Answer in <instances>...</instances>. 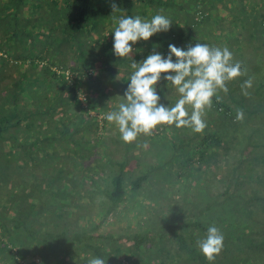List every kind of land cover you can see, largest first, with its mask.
<instances>
[{
	"label": "rangeland",
	"instance_id": "obj_1",
	"mask_svg": "<svg viewBox=\"0 0 264 264\" xmlns=\"http://www.w3.org/2000/svg\"><path fill=\"white\" fill-rule=\"evenodd\" d=\"M217 1L216 10L218 9V16H216V19H218V23L228 27L230 32H236L238 37H236V39L235 36L227 38V41L221 42V46V43H211L210 40H208L207 43L205 42L207 40L201 39L199 36H192L190 42H180L179 48L186 50L188 45H194L196 43L208 44L213 47L216 45L219 48H229V45L234 43L235 45L231 48L232 53L236 57L241 54L242 46L239 41L248 40V34L255 25L249 28L247 26L246 28L245 24L242 23H245V20L237 23L231 20V18H236L238 14L235 11V7L237 6L234 5V0ZM13 2H16L15 7H18L16 13H22L24 15L20 10L22 8L31 12V16L27 18H24L23 15L21 19L15 16L14 18L11 17V20L13 23L15 22L16 25L15 27L14 24L11 25L12 34L15 33L17 35L16 40L19 36L28 38L29 36L31 37L41 33L45 40L41 44V47L46 46L49 48V46H51L56 49V51L51 54L52 56L60 50L64 51L63 58L59 57L60 60L59 62L57 61V63L60 65L65 64L66 66L79 65L83 67L84 74H82L83 76L81 78L85 81L84 84L89 85L91 83V87L101 91V94L97 96L100 98L103 97V95H105L104 90L102 91V88H99L96 81H92V76L91 78L86 76L85 71L89 69L84 67V63L79 62V60L75 58L79 50L99 53L98 49L104 48L102 37L98 36L95 38V31L92 29L95 28L93 20L90 18V21L76 28V24L69 25L68 20L63 18L64 14L62 13H64L66 7L62 8L59 13L57 12L58 15L55 13L56 16H52L51 12L46 11L50 6V1L14 0ZM69 4L71 3L69 2ZM159 4L165 6V10H163L165 14L173 13L175 15L182 5V7L187 6L188 9L196 6V4H193V1L188 2L187 0H181L180 2L176 0H152V2H150L153 8L157 7ZM222 5H224L225 8H223ZM128 14L133 16L137 15L136 11L131 10L128 11ZM180 14H182V12ZM238 15L242 16V12H239ZM56 17H62L64 21L53 28L51 24L46 26L44 24L46 32L40 31L43 30L40 29L42 28L41 24H43L46 19L56 24ZM255 23V181L247 185H244L243 180L239 181V184L243 188L239 187L236 195L242 199L250 197V195L243 194V189L249 193L255 190L258 192L262 191V195L264 196V15H261L256 6ZM38 29L40 30L38 31ZM105 29L106 28L103 27L102 32H105ZM240 36L242 37L239 38ZM108 38L106 40V54L109 58L111 55L108 52ZM11 39L14 38L12 37ZM36 46L37 43L33 47ZM235 46H240L237 53L235 52ZM99 54L98 56L95 54L97 58L100 57ZM102 58H105V56ZM113 59L114 58L108 59L107 63L109 70L112 69L111 65H113L117 71L115 73V81H117V83H115L114 86L116 90H114L115 92L113 94V103L116 107L115 109H110L108 107L104 110V114L117 110L119 104L124 102L123 94L129 83L127 82L123 85H119L121 83V77L123 78V75L120 73L121 69L128 68L125 67L124 64L122 65V63L119 64V61L114 60L113 62ZM135 60L137 62L141 61L140 59ZM131 63L132 62H129V67ZM238 63L243 69L245 62L240 61ZM104 64H106L105 59L104 61L97 60L98 66ZM16 70L17 69L10 68L7 73L11 74V77L5 78L4 80H2L4 75L1 74L0 100L3 99L4 93L6 92L7 95H9V101H11L15 95L19 107L24 108L25 112L29 110L30 114L28 113L29 119L20 116L19 120L21 121V125L16 129H12L18 138V143L20 142L22 146L17 142L15 144L13 140L1 142L0 168L3 171L12 167L15 168L10 172L11 176H14V179H11V184H15L16 187L18 186V190L23 188V190L21 189L17 194V209L20 214L23 213V216H25L27 213H30V217L33 219V209L27 204V199L34 194V186L36 190H40L45 184L50 186V183L52 184L51 178H55L58 171H64L57 186L61 189L64 187L68 189L71 194H74L68 182V179L72 177L71 179L76 181V189L79 190L81 194L78 196L76 202L81 205L75 210L68 202L69 199H66L60 201L57 207L60 210H66L70 213L79 215V223L84 222V220L91 222V220L97 218L100 214V200L104 197L101 192L98 190L95 191V189H97L96 180H83V175H86L85 172L90 176L91 171L95 173L103 171L101 176L104 181L109 180L108 176H110L111 173H113L112 175H116L121 172V176L125 183L144 174L147 175V179L136 190L128 191L127 187L126 199L124 202L118 204L115 210H113V212L107 216L106 220L102 222L99 230L95 231L97 233L102 232L103 234L110 233L115 238L123 236L119 242H115V246H118L119 249L121 248V251H117L114 246V248L109 249L111 255H118L120 252L118 259L116 260V256L111 257L112 259L106 257L104 258L106 259V264H117L116 262L118 261L121 262L120 264H141V258L145 259V256L146 259L142 264H169L172 259L174 261L180 260L178 264H182L183 261H181V256H184L185 252L179 248L175 237L168 231H165V226L167 224H174L178 229V233H180L179 230L181 231V227L185 222H191L192 225H196L197 223L207 225L214 224L218 229L222 230L224 234L231 233L230 231L235 229L234 226H237L238 222H240V225L243 227L247 223L249 225L247 226L248 230L253 232V241L257 243V247L261 248L255 249V252H251L249 261H247L246 264H264V244L259 243L264 239V218H262V214L259 211L255 212L254 221L247 220L235 214L230 208V201H222L223 197H220L222 195L218 192L227 188V182L229 191L233 192L235 195L237 184L232 182V178L227 179L224 177L220 179H210L207 177L210 175V171L208 168H205L206 165L202 168L203 163L197 160L194 161V150H198L199 153L203 151V156L205 155L203 160L209 158V155L205 152L206 147L202 145V139L209 130L219 129L221 125L219 120L211 119L212 115L209 114L210 110L206 112L205 120L207 127L202 133H195L190 128H178L175 125H161L154 130L152 135L141 134L133 143H125L120 138L117 127L113 124L109 125L110 123L106 120L105 127L99 128L98 133H96L97 135L94 132H90L92 135L88 136L89 139L83 142V150H81L82 147L80 146L76 148V150L80 148V150H78L79 152H76L74 149L70 150L74 146L73 140L77 138L81 142L86 134L82 132L80 134L64 133L62 139H59V131L62 129L61 124L66 122H68V124L70 123L68 131H71L75 124L84 127L83 124L85 121L89 120V118L85 117L82 121L79 120L80 117L77 114H80V109L75 103L71 102V92L60 81L64 78L63 71L57 69V75L52 78L50 83H47L50 77L45 79L47 84L45 83L43 87H39L38 85L35 86L34 77L30 78L31 80L28 79L29 87H35V97L39 95L40 92H43V90H46V88H49V99L41 98L40 104H37L35 103L36 101H34V96L33 101L29 103L20 98V91L14 90L13 88L11 89L12 86H10L9 83L17 78V75H15ZM97 72L98 69H96L93 74L95 75ZM38 73L39 78H42L43 75L40 72ZM236 80L229 82L227 86L228 89L235 88L233 90L234 95H240L239 107L241 109V99L244 95L241 91V85L245 81V74ZM165 86V80L163 83H158L157 85V92L161 97L160 102L165 105L174 104L178 98V93L175 88L167 89V91L164 90L166 89ZM16 89H19L18 84ZM23 92L25 93L26 91ZM242 100L246 103L249 98L243 97ZM6 103H8V101L4 100V105ZM49 104L55 106V112L43 113V110H46ZM38 110L42 116L36 115V113L38 114ZM93 112L90 113L91 116L94 115ZM75 114L77 116H75ZM215 115L218 114L215 113ZM100 116L104 115L100 114L99 117ZM72 117H74V119H71ZM64 119H67V121L62 122ZM71 120H74V122ZM235 120L236 121L233 123L237 122L239 119L236 117ZM28 122L30 125L25 126ZM95 135L96 138H93ZM219 136H221L223 140H230V144L237 138V135L227 133L224 130L219 132ZM240 138L241 135H238V138L234 140L236 144L232 147L235 149L231 148L227 150L225 146L218 148L220 152L218 153L219 156L215 158L217 165L214 166L217 174L224 173L225 175L228 167L227 164H229L230 169H232L230 173L243 175V173L240 172L244 169L237 166L238 169L234 170V166H232L230 162L233 160L231 157L235 155L237 147L239 149L243 147V142ZM30 143H32V145H29ZM26 144L28 145L26 146ZM224 153H226V155ZM134 156L136 157L135 159L138 160H134ZM226 156H228L229 159ZM117 162L123 163L122 170H120L121 168L118 166ZM196 169H198V172ZM2 182L3 181H1L0 184H2ZM49 186L47 189H49ZM86 187L93 193L92 202L88 201L87 197L83 194ZM98 188L100 189V187ZM227 195L228 194H226V196ZM206 203L211 204V206H207ZM261 206H264V201H257L255 207L262 208ZM248 207L249 206H246V208ZM189 230H196L197 234L199 232L195 227H191ZM135 232L142 233L147 237V241L138 248L133 246L132 240L126 238V234L131 235ZM181 233L184 234L185 237L189 235V231L186 232V230H182ZM250 233L249 231L244 233L246 239ZM197 234L186 237V242L190 247L199 251L197 246ZM233 235L239 237V234H236L235 231H233ZM229 238L228 236L225 240ZM1 239H3V244L8 247V244L5 242L7 238L1 233L0 228V240ZM200 239H202V237L199 236V240ZM99 242L98 240L94 241L95 244H99ZM242 243L243 242H239V244ZM69 245L70 244L66 245L65 243H63L62 246L59 245L54 254V249L47 246L45 250L51 252L46 258L47 264H84V259H89L94 256L92 252L95 251V247L91 249L87 248L85 252L82 253L84 247L79 248L75 247L74 244L71 246ZM223 248L225 250H232L234 245L225 244ZM20 251L18 254H21ZM15 253L16 251L12 246L10 253L1 247L0 264H17V261L20 264H35L42 261L33 257L36 252L32 246L28 248L23 258H18ZM104 255L107 256L108 254L105 253ZM125 255L128 256L123 258ZM225 255H227L225 252L220 251L219 254L216 255L215 260L211 262L215 263V261L221 260ZM167 261L169 262L166 263ZM224 261H226V257L221 262Z\"/></svg>",
	"mask_w": 264,
	"mask_h": 264
},
{
	"label": "trees",
	"instance_id": "obj_2",
	"mask_svg": "<svg viewBox=\"0 0 264 264\" xmlns=\"http://www.w3.org/2000/svg\"><path fill=\"white\" fill-rule=\"evenodd\" d=\"M21 1V0H20ZM126 1V0H123ZM139 1L149 7H152L150 5V2L152 0H136ZM193 1V4H196L194 7H180L178 9V15H175L176 17H179L180 19V30H176V33L172 35L171 34H165L158 37L159 41L158 43L160 46L168 47L171 43H179L180 42H190L192 36H199L201 39H205L208 43V40L211 41V43H221L223 41H227V38H231L233 36L238 37L236 35V32H230L228 27H225L218 23V19H216L217 10H216V3L217 0H187ZM233 1V0H232ZM16 4V3H15ZM190 4V3H189ZM235 11L239 14V12H242V16L236 15V18H231L235 23L245 20L246 28L253 27L252 25H255V6L261 13V15H264V0H234ZM164 5L159 4L157 7H163ZM155 7V9L157 8ZM223 8H225L224 5H222ZM153 8V7H152ZM164 8V7H163ZM234 9V8H233ZM130 10V9H129ZM128 10V11H129ZM244 10V11H243ZM127 11V13H128ZM239 11V12H238ZM101 12V13H100ZM112 11L109 9L107 10L102 5H98V3H95V0H73L71 4H68L66 6V11L64 13L65 19L68 20L69 25L76 24V28L83 26L87 21L95 20L97 17L102 15L104 18L109 19L110 13ZM182 12V14H180ZM211 23L212 24V31H209V28L206 24ZM238 27V26H237ZM255 27L250 30L248 37V40L245 41H239L241 42L242 51L241 54L236 57L232 51L231 48L234 43H231L229 45V50L233 54L234 62H245L243 70L245 71V80L251 79L252 81V87L247 89L248 94L243 95L245 98H249V100L245 103L241 99V109L239 107V96L240 95H234L233 90L235 88H229L227 93H224L223 91L218 92L216 97H213V106L210 109L209 114L212 115L211 119H216L220 121V127L219 129H211L208 133H206L205 137L202 139V145L206 147L205 152L209 155V158L203 160V151L201 153L198 152V150H194V161L197 160L200 163H203V166L205 168H208L210 171V175L207 176L210 179L214 178H232V182L237 184V190L235 195L233 192L229 191V185H227L226 182V189L220 190L218 193L223 197L222 201H230L231 204V210L235 213L240 215L241 217L249 219L250 221L255 220V212H260L262 214V218H264V206L255 207V204L257 201L263 200L264 196L262 195V191H252L247 192L246 190H242L244 195H250L248 198H240L236 194L238 192V188H243L239 181L243 180L244 185H247L248 183H253L255 181ZM249 30V29H248ZM240 36L239 38H241ZM157 42L156 39L153 40V45H155ZM228 45V43H227ZM240 45V44H238ZM222 46V43H221ZM214 47H217L216 45ZM236 47V46H235ZM240 46H237L235 49V52L239 50ZM104 53L100 51V48L98 49V52H92V51H78V54L75 56L76 59L79 60V62L84 63V67H87L89 69L88 71H85V74L87 77L91 78L92 81H96L99 88H102V91L104 90L105 95L103 97H98L97 95L101 94L100 90H96L93 87H91V83L88 85H85V81L81 78L84 74L83 73V67H80L79 65H60L57 63L59 62L58 58H46V59H36V58H24L23 60H18L16 58H12L10 56H7L2 58L3 63L2 65H7L8 68H10L12 65H14V68H18V66H29L33 69L32 72H35L34 79H35V86H45V79L47 80V83H50L52 81V78H54L57 73V69H60L61 71L69 70L72 73L71 79L67 80L64 75L62 78L61 83L66 86V88L71 92L70 99L71 102L75 103L77 107L80 109V114H77L80 118L79 120L82 121L85 117L89 118V120L85 121L83 126H79L78 124L74 125V128L71 131H68V128L70 126V123L68 124L67 119L62 120V122H66L64 124H61L62 129L59 131V139H62V135L65 133L70 134H80L81 132L86 134L83 137V141H79L77 138H75L74 146L70 150H76L77 147H82L81 150H83V142L85 140L89 139L88 136L92 135L91 133L94 132L95 134L98 133L99 128H104L106 124V119L104 116L99 115H105L104 110H106L108 107L110 109H115V105L113 103V94L115 89V73L117 72L115 67L111 65L112 69H108V58L106 54V43L104 44ZM234 49V48H233ZM95 51V50H94ZM100 55L99 58L96 57V55ZM104 54V55H103ZM165 55V53H164ZM105 56V58L102 57ZM106 61V64L102 66L97 65V60H103ZM144 58H141L140 60H143ZM175 59V58H173ZM116 61H119V64H124L126 68L121 69V75H123V78L121 77L120 84L123 85L129 81V76L131 72L133 71L131 67H129V62L127 59H116ZM114 62V59H113ZM249 62V63H248ZM3 65V66H4ZM19 66V68H20ZM39 67V68H38ZM38 68V69H37ZM86 69V70H87ZM98 69L97 74L95 73V70ZM38 71L45 75L43 78H39V75L37 74ZM113 72V73H112ZM119 72V71H118ZM64 74V73H63ZM165 74H162V76ZM23 74L21 73L19 75V90L24 86L28 91L24 93L23 100L25 101H33L34 91L35 87H29L30 85H24V81L22 80ZM78 78V79H77ZM45 81V82H44ZM126 81V82H125ZM163 79L159 83H163ZM237 81V80H236ZM119 82V81H118ZM164 90L167 91V89H174L170 85L167 84ZM44 83V84H43ZM46 83V84H47ZM168 87V88H167ZM46 88V87H45ZM25 89V90H26ZM18 90V91H19ZM48 90H43V92H40L39 95L36 97L34 96L35 103L41 102V98L49 99L48 96ZM163 90V89H161ZM98 91V93H97ZM21 92V90H20ZM100 92V93H99ZM84 94L86 96V103L83 105L82 101L79 99V95ZM13 95V94H12ZM37 98V99H36ZM51 98V97H50ZM4 100L8 101L4 106L0 104V144L3 141L6 140H13L14 143H18V138L12 131V129H16L18 126L21 125L20 116H24L25 119L28 118V113L30 114V111H26L22 107H19L17 98L15 95L13 96V99L9 101V95H7V92L4 93V97L2 100H0V103H4ZM233 104V105H232ZM247 105V106H246ZM10 107V108H8ZM7 108V109H4ZM240 110L243 112V118L239 119L237 122L233 123L235 118L237 117V111ZM94 111V112H93ZM38 116H42L40 111H37ZM54 113L55 112V106H51L49 104L46 107V110H43V113ZM93 112L94 115H90V113ZM218 114V115H215ZM75 114V116H77ZM71 119H74L72 117ZM30 121V120H29ZM74 122V120H71ZM61 122V123H62ZM71 122V123H72ZM76 122V121H75ZM30 125L28 122L25 124V126ZM111 125V124H109ZM221 130H224L227 133H232L237 135H241L240 140L243 142V147L238 148L235 150V155H233L231 158V164L234 166V170L238 169L240 166L241 169H244L242 172L243 175H239L236 173H230L232 169H230L229 164L226 169V176L224 173L217 174L216 168L214 167L216 164V159L219 155L218 148L222 146H225L227 150H230L235 143L234 139L233 142L230 144V140H223L221 136H219V132ZM91 132V133H90ZM93 133V134H94ZM97 135V134H96ZM96 135L93 138H96ZM100 138V136H99ZM20 146L22 144L19 142ZM25 145V144H24ZM28 144H26L27 146ZM29 145H32L30 143ZM238 146V145H236ZM80 150V148L78 149ZM76 150V152L78 151ZM223 151V150H222ZM79 152V151H78ZM226 155V153H224ZM77 155V154H76ZM197 156V157H195ZM84 157V156H83ZM228 159L229 157L226 156ZM136 157L134 156V160ZM107 159V158H106ZM109 161V160H108ZM118 161V160H117ZM118 166H120V170H122V162H117ZM238 166V167H237ZM247 168V169H246ZM15 168H9L6 171H3L0 168V228L1 233L5 235L7 240L5 241L8 244V247H6L3 244V239L0 240V248L5 249L10 253L11 246L14 247L16 251V256L19 258H23L28 251V248L30 246L33 247L34 251L36 252L33 257H36V259L42 260L40 263L35 264H47L46 258L49 256L51 252H48V250H45L47 246H50V248L54 249L53 254L56 250V248L60 245L62 246L63 243L75 245V247H84L82 253L85 252V249L95 247V251L92 252L94 256H100L103 258L116 256V260L118 259V256L120 255V252L115 255H111L110 250L111 248H116L117 251H121V248L119 249L118 246H115V242H119L120 239L123 238V236H118L117 238L113 237L110 233L109 234H103L102 232H95L99 230L100 225L103 221L106 220L107 216L110 215L113 210L117 207L118 204L124 202L126 199V192L127 187L128 191L136 190L140 187V185L147 179V175H140L137 178L129 181L128 183H125L124 179L121 176V172H119L116 175H112L111 173L108 181H104L102 179V172L95 173L91 171L90 176L85 172V176L83 175V180L87 181H97V189L95 191H99L103 194L104 198H101L100 200V214L97 216V218L91 220V222L85 221L79 223V215H76L75 213H70L66 210H60L57 205H59L60 201H64L66 199H69L68 202L76 209L80 207L81 204H78L77 198L80 194L79 190L76 189V181L73 179H68L69 186L71 189H73L74 194H71V192L64 188L61 189L57 186L58 181L61 179V176L64 171H58L55 175V178H51L52 184L50 183L49 189L48 186L45 184L44 187H42L40 190L34 191V194L27 199V204L33 209L32 210V216L33 219L30 217V213H27V215L23 216V213L20 214L18 212V201H17V194L18 192L23 188L18 190V186L16 187L15 184H11V179H14L10 172L14 170ZM198 172V169H196ZM238 172V171H237ZM7 173V174H6ZM239 173V172H238ZM198 174V173H197ZM6 176V177H5ZM206 177V176H205ZM5 178V180H4ZM205 179V178H204ZM67 180V178H66ZM67 182V183H68ZM57 186V187H56ZM79 186V185H78ZM82 187V186H80ZM100 187V189L98 188ZM32 191V189H31ZM79 192V193H78ZM83 194L87 197L88 201L92 202L93 193L89 188L86 187ZM226 194H228L226 196ZM81 197V196H80ZM26 202V200H25ZM221 204V203H220ZM206 205L209 207L211 204ZM27 206V205H26ZM246 206H249L246 208ZM39 210V211H37ZM75 214V215H73ZM212 216V215H211ZM236 220V219H234ZM214 225V224H212ZM210 225L207 224H201L197 223L196 225H192L191 222H185L182 227L180 233H178V229L174 224H167L165 226V231H168L175 237V240L181 250H183L184 256L182 257V264H246L247 261H249V257L251 252H255V249L261 248L257 247V243L253 241L252 238V231L248 230L249 226L247 223L244 225H240V222L237 223V226H234L235 229L230 231L231 233H223L222 230L220 232L223 235V246L225 244H233L234 248L232 250H225L223 247L221 251L225 252L227 255L226 261L221 262L225 259L223 256L221 260L215 261V263L209 261L205 255L200 251L190 247L186 242V237L192 234H197L196 230H189L191 227H195L198 229V240L199 236L204 238L207 233V228ZM182 230H186V232L189 231V235L184 236L182 234ZM233 231H235L236 234H239V237H236L233 235ZM246 231L251 232L248 234V238H245L244 233ZM57 232V233H56ZM59 232V233H58ZM244 235V236H243ZM230 237L229 239L225 240V238ZM126 238L132 240L133 246L138 248L141 247V244H144L145 241H147V237L143 235L142 233H134V234H126ZM245 239V240H244ZM100 241L99 244H95L94 241ZM239 242H243L242 244H239ZM259 243L264 244V239L260 241ZM83 244V245H82ZM15 245V246H14ZM249 245V246H248ZM114 246V247H113ZM68 247V246H67ZM246 247V248H245ZM21 250V251H20ZM44 250V251H43ZM20 251L21 254H18ZM115 250V252L117 253ZM81 253V254H82ZM107 253L108 255L105 256L104 254ZM125 254V253H124ZM15 256V257H16ZM128 255H125L123 258L127 257ZM14 257V258H15ZM122 258V257H121ZM141 258V256H140ZM146 259V256H145ZM145 259L141 258V261L143 262ZM15 260V259H14ZM106 261V259H104ZM88 259H84V264H87ZM180 260L174 261L173 259L169 262V264H178ZM112 262V261H111ZM141 262V264H142ZM34 263V262H33ZM109 263V262H107ZM113 263V262H112ZM117 264H120L121 262H116ZM17 264L18 263L17 261Z\"/></svg>",
	"mask_w": 264,
	"mask_h": 264
},
{
	"label": "clouds",
	"instance_id": "obj_3",
	"mask_svg": "<svg viewBox=\"0 0 264 264\" xmlns=\"http://www.w3.org/2000/svg\"><path fill=\"white\" fill-rule=\"evenodd\" d=\"M113 15V51L117 57L132 60L133 70L124 92V102L117 110L104 118L117 127L125 143H133L143 135H152L161 125H175L202 133L207 127L206 112L213 106V97L218 92H228V83L245 73L233 54L225 48L196 43L186 50L169 44V53L153 50L146 58L137 62L132 59L134 45L148 41L153 35L167 32L171 20L159 13L150 18L123 14L121 8L111 0ZM175 57V59H173ZM162 74H165L162 76ZM175 88L178 98L174 104L161 103L157 85L161 80ZM252 87L251 79L245 80L241 91L247 95ZM243 112L237 111V119ZM197 246L209 261L215 260L223 247V235L215 225L207 228L206 236L197 241ZM87 264H106L103 257L92 256Z\"/></svg>",
	"mask_w": 264,
	"mask_h": 264
},
{
	"label": "crops",
	"instance_id": "obj_4",
	"mask_svg": "<svg viewBox=\"0 0 264 264\" xmlns=\"http://www.w3.org/2000/svg\"><path fill=\"white\" fill-rule=\"evenodd\" d=\"M14 0H0V76L1 74L4 75L3 79L4 80L5 78H9L11 77V74L7 73L8 70L11 69H17L15 71V75H17V78L16 79H13V81H10L9 85L12 86L11 89L13 88L14 90H19V89H16V86L17 84H19V75L22 73L23 76L21 77L22 80L24 81V85H28V79L30 78H33L35 75V72H32L33 69L29 66H25V65H22L18 66V68H13V65L8 68L7 65H2L3 63V60L2 58L6 57L7 56H10L12 58H16L18 60H23L24 58H38V59H46V58H51L52 57V53L56 51V49L52 48L51 46H49V48H47L46 46H43L41 47L42 43L45 41L44 40V37L41 33H38L36 34L35 36H29L28 38H24L22 36H19L18 39L16 40V34H12V27L11 25L14 24V27L16 26L15 25V22L13 23V21L11 20V17L14 18L15 17H18V19H21L22 18V13H16L17 11V8L18 7H15V3L16 2H13ZM45 1H50V6L48 7V9H46L47 12H51L52 16H56L58 15L57 12L59 13V11L62 9V8H65L69 2L71 3L73 0H43V2ZM177 2L181 1V0H176ZM30 3V2H29ZM66 3V4H65ZM95 3H98V5H102L104 6V8H106L107 10H111V0H95ZM115 3L121 8L122 10V13L123 14H128L127 11L130 9L131 11H136L137 15H140L142 17H146V18H150L152 15L154 14H161V15H164L166 16L167 18H169L171 20V27L170 29L167 31V32H161V33H158V34H155L153 35L148 41H139L137 42V44H135L133 47L135 49V51L133 52L132 54V59H141V58H146L148 54H150L153 50L155 51H158V52H161V53H165V56L169 53V47H165V46H160V44L158 43L159 39L158 37L161 36V35H165V34H175L176 33V30H180V19L179 17H176L175 14H165L163 12V10H165V6L163 7H158L157 9L155 8H152V7H149L139 1H136V0H126V1H123V0H115ZM54 7V8H53ZM21 12L24 13V18L26 17H29L31 16V12L28 11L27 9L25 10L24 8L20 9ZM66 9L64 10V13H65ZM38 12V10H37ZM56 13V15H55ZM62 13V14H64ZM110 18L109 19H106L104 18L102 15H100L99 17H97V19L93 20V25L95 26V28H92L94 29V35H95V38H97L98 36L102 37V43L103 45L106 43L107 45V38H108V52L111 56H109L110 58H114V60L116 59H124V60H128V61H131V59H128V58H120V57H117L115 54H114V51H113V34H112V29H113V15H116V14H113L112 12L110 13ZM178 15V14H176ZM63 18L65 19V17L63 16ZM62 17H56V24L52 23L51 21H49L48 19H46L44 21L43 24H41V27L40 29H43V30H40L38 29V31H43V32H46L45 31V27H44V24L45 26L46 25H49L51 24L52 25V28L54 26H58V24H61L62 21H64ZM16 21V20H15ZM67 23V22H66ZM66 23H63V24H66ZM207 27L209 28V31H212L210 29H212V24L211 23H208L206 24ZM103 27L106 28L105 29V32H102L103 30ZM14 38V39H11V38ZM156 39L157 42L155 45H153V40ZM37 43V46L36 47H33L35 46V44ZM175 46H177L179 48V43H171ZM100 51L102 53H104L105 49L102 48L100 49ZM104 55V54H103ZM64 56V51L60 50L58 51L53 58H58L59 57H62ZM63 58V57H62ZM175 58V57H173ZM39 68V67H38ZM37 68V69H38ZM39 72V71H38ZM39 74V73H37ZM42 74V73H41ZM43 75V78L45 77L44 74ZM31 80V79H30ZM29 80V81H30ZM24 86H22V88L20 89L21 90V97L23 99L22 96H24V92L23 91H28V89H26ZM19 90V91H20ZM1 102V101H0ZM27 102L30 103V101L28 100ZM2 104V106H4V103H0Z\"/></svg>",
	"mask_w": 264,
	"mask_h": 264
},
{
	"label": "built area",
	"instance_id": "obj_5",
	"mask_svg": "<svg viewBox=\"0 0 264 264\" xmlns=\"http://www.w3.org/2000/svg\"><path fill=\"white\" fill-rule=\"evenodd\" d=\"M63 73H64V77L67 80H70L71 79L72 73L69 70H66ZM79 99L82 101L83 105H85V103H86V96L84 94H80L79 95Z\"/></svg>",
	"mask_w": 264,
	"mask_h": 264
}]
</instances>
